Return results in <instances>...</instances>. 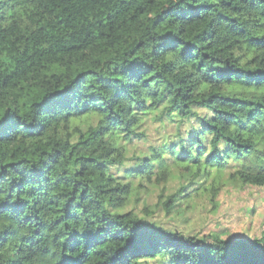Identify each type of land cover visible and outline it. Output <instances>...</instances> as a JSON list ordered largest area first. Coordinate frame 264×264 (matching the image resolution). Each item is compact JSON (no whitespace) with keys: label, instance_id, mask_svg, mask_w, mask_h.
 I'll return each instance as SVG.
<instances>
[{"label":"trees","instance_id":"1","mask_svg":"<svg viewBox=\"0 0 264 264\" xmlns=\"http://www.w3.org/2000/svg\"><path fill=\"white\" fill-rule=\"evenodd\" d=\"M264 187V0H0V264H264L193 227Z\"/></svg>","mask_w":264,"mask_h":264},{"label":"rangeland","instance_id":"2","mask_svg":"<svg viewBox=\"0 0 264 264\" xmlns=\"http://www.w3.org/2000/svg\"><path fill=\"white\" fill-rule=\"evenodd\" d=\"M214 212L199 209L193 227L203 234L220 233L224 238H254L264 229V187L228 185L218 196Z\"/></svg>","mask_w":264,"mask_h":264}]
</instances>
